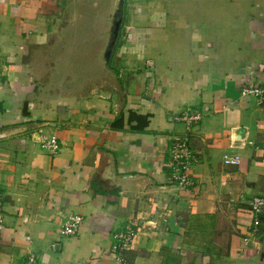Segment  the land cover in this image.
I'll return each instance as SVG.
<instances>
[{
    "label": "crops",
    "instance_id": "crops-1",
    "mask_svg": "<svg viewBox=\"0 0 264 264\" xmlns=\"http://www.w3.org/2000/svg\"><path fill=\"white\" fill-rule=\"evenodd\" d=\"M115 0H0V264H264V0H125L109 65L96 63ZM190 109L194 184L170 142ZM58 139L55 155L42 133ZM38 135V136H37ZM238 155L225 165L224 154ZM70 216L72 236L59 234ZM249 236L245 243L244 237Z\"/></svg>",
    "mask_w": 264,
    "mask_h": 264
},
{
    "label": "built area",
    "instance_id": "built-area-1",
    "mask_svg": "<svg viewBox=\"0 0 264 264\" xmlns=\"http://www.w3.org/2000/svg\"><path fill=\"white\" fill-rule=\"evenodd\" d=\"M242 95H262L264 89L260 86L246 85L241 88ZM201 115L196 110L186 109L178 114L172 115L169 119L171 121L182 122L184 129L182 133L173 135L170 142V157L169 171L171 173L172 182L179 189H188L194 184V180L191 174L192 161L194 155L190 146V135L193 124L197 123ZM39 142L43 149L50 154L55 155L59 152V143L57 136L53 133H42L39 136ZM240 158L238 155L224 154L223 163L225 165H238ZM2 192L0 188V230L4 225V216L2 208ZM249 210L251 214L250 232L249 236L255 235L258 230L259 217L264 214V197L253 196L249 200ZM81 221L79 216H70L63 222L59 228V234L64 236H72L75 234L77 227ZM137 227L135 221L127 223L122 231L113 235L114 242L112 244V250L117 254V260L121 264H131L124 258V251L130 246L137 233ZM249 236L244 237L245 243L249 241ZM35 255L29 253L25 259L24 264H36Z\"/></svg>",
    "mask_w": 264,
    "mask_h": 264
},
{
    "label": "water",
    "instance_id": "water-1",
    "mask_svg": "<svg viewBox=\"0 0 264 264\" xmlns=\"http://www.w3.org/2000/svg\"><path fill=\"white\" fill-rule=\"evenodd\" d=\"M124 3L125 0H115L114 5L109 9L105 18L106 27L101 34L104 40L100 48L93 50L98 57L96 63L101 64L103 68L108 67L119 37L120 28L124 19Z\"/></svg>",
    "mask_w": 264,
    "mask_h": 264
},
{
    "label": "trees",
    "instance_id": "trees-1",
    "mask_svg": "<svg viewBox=\"0 0 264 264\" xmlns=\"http://www.w3.org/2000/svg\"><path fill=\"white\" fill-rule=\"evenodd\" d=\"M260 218H261V217H259V220H260ZM259 223H260V221H259Z\"/></svg>",
    "mask_w": 264,
    "mask_h": 264
}]
</instances>
